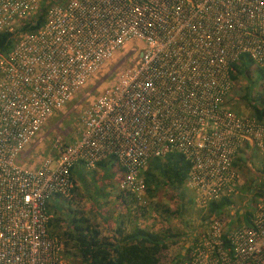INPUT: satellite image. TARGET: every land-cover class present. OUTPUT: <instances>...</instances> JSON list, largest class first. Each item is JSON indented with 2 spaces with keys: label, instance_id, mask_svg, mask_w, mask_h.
Masks as SVG:
<instances>
[{
  "label": "built area",
  "instance_id": "obj_1",
  "mask_svg": "<svg viewBox=\"0 0 264 264\" xmlns=\"http://www.w3.org/2000/svg\"><path fill=\"white\" fill-rule=\"evenodd\" d=\"M52 1L40 27L15 35L0 55V264H70L47 231L45 205L69 197L77 164L92 170L113 159L118 189L144 207L148 161L176 151L189 165L184 188L206 210L237 194L233 162L243 146L264 151V119L224 102L240 56L264 85V0ZM47 3L0 0V33H15ZM125 48L132 65L95 96L78 98ZM80 100L88 105L73 140H54L34 166L21 163L46 139L47 123ZM226 231L211 220L180 264H264V199L249 226Z\"/></svg>",
  "mask_w": 264,
  "mask_h": 264
},
{
  "label": "rangeland",
  "instance_id": "obj_2",
  "mask_svg": "<svg viewBox=\"0 0 264 264\" xmlns=\"http://www.w3.org/2000/svg\"><path fill=\"white\" fill-rule=\"evenodd\" d=\"M126 52L127 48L120 51L96 79L87 84V90L81 91L78 98L87 91H90L89 98L95 96L97 92L110 85L114 72L132 65L133 57ZM262 80L260 73L254 67H250L247 73L231 83L225 97V105L238 115L251 117L252 111L247 99L250 98L260 107L257 99L259 96L264 97ZM74 104L73 101L65 106L61 113L56 114L47 123L42 130L46 139L31 150V160L26 162L22 159L21 163L34 166L50 152L54 140L59 139L60 144H68L73 140L77 135L78 116L87 107L88 102L80 100L76 108H73ZM76 166L79 169L71 174L72 188L69 197H57L46 202L48 219L55 220L54 225L47 228L48 233L53 235L56 232L60 235L66 231L71 214L87 219L101 236H105L112 225L119 221H122L127 229L135 225L155 232L168 230L179 237L174 244H169L168 248L160 253L158 264H177L179 255L185 253L192 237L203 230L211 220L222 221L228 229L246 225L244 215L238 213L245 211L243 204L252 193L257 192L259 185H264V151L247 146L235 158V169L240 185L237 194L231 198L233 206L229 212H224L216 218L208 217L206 210L194 206L192 195L185 188L182 196H179V191L159 186L151 196H146V205L142 207L143 211L140 213L142 215H135L134 211L121 200L124 195L118 189L120 173L115 162H108L104 167L95 166L92 170H85L78 164ZM261 199H257L256 202ZM249 209L252 210V207ZM63 257L70 264H80L79 259L72 255V250L68 247H63Z\"/></svg>",
  "mask_w": 264,
  "mask_h": 264
},
{
  "label": "trees",
  "instance_id": "obj_3",
  "mask_svg": "<svg viewBox=\"0 0 264 264\" xmlns=\"http://www.w3.org/2000/svg\"><path fill=\"white\" fill-rule=\"evenodd\" d=\"M52 2V0H48L47 6H42L37 14L23 21L15 33H0V55L6 54L12 47L15 35L20 33H31L40 27L43 23L44 11ZM250 67H254L251 61L245 56H240L237 61L230 66L228 72L229 81L231 83L235 82L239 76L247 73ZM254 68L263 78L262 72L256 67ZM257 100L260 107L255 105L250 98L247 99V103L252 111L251 117L257 121H261L264 119V97L259 96ZM108 162L114 161L109 158L107 162H100L96 164V166L104 167ZM233 166L235 167V159ZM81 167L84 168L82 165ZM188 169V163L176 151L166 152L161 158L150 159L146 169L142 172L145 195L151 196L156 188L162 186L179 191V196H182ZM71 172L72 169L69 172L70 178ZM57 197L58 196H53L50 199H56ZM263 197L264 185H259L257 187V192L254 194L252 193L249 199L243 204V209L245 211L238 214L244 215L245 226L250 225L253 209L260 201L256 202L257 199ZM121 198L127 207L134 211L135 215L142 213V207L137 206L136 201L132 197L124 195ZM249 204L252 210L249 209ZM46 206H48V204H46ZM232 206V199L222 198L216 202L210 203L206 209V213L208 217L212 216L216 218L224 212H229ZM46 209L47 207H45V210ZM46 214L48 215L47 211ZM69 216L68 229L66 231L62 232L60 235H58V233L56 234V232L53 235H49L56 237L62 242L63 247L70 248L72 250V255L79 259L80 264H158L160 253L167 249L169 244H174L179 237L176 234L170 233L168 230L155 232L135 225L127 229L124 223L119 221L114 230L115 236L113 239H110L109 237L101 236L97 228L90 225L87 219L76 217L72 214ZM54 222V219H48L47 228L54 225ZM228 230L227 228L225 234ZM193 239L194 236L189 246L185 249V253L179 255L180 259L177 261V264L186 260Z\"/></svg>",
  "mask_w": 264,
  "mask_h": 264
},
{
  "label": "crops",
  "instance_id": "obj_4",
  "mask_svg": "<svg viewBox=\"0 0 264 264\" xmlns=\"http://www.w3.org/2000/svg\"><path fill=\"white\" fill-rule=\"evenodd\" d=\"M248 145H244L243 146V149L241 150V151H243L246 147H247ZM240 151V152H241ZM79 166H81L80 164H78ZM79 168H78V166H74L73 168H72V172L71 173H73V172H75V171H77ZM115 227H116V225H115V223L112 225V228L108 231V233L105 235L106 237H109L110 239H113L114 238V236H115V234H114V230H115Z\"/></svg>",
  "mask_w": 264,
  "mask_h": 264
}]
</instances>
